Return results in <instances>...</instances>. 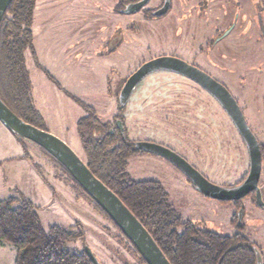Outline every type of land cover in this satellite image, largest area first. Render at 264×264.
Wrapping results in <instances>:
<instances>
[{
	"label": "rangeland",
	"instance_id": "rangeland-1",
	"mask_svg": "<svg viewBox=\"0 0 264 264\" xmlns=\"http://www.w3.org/2000/svg\"><path fill=\"white\" fill-rule=\"evenodd\" d=\"M152 4L157 1L128 12L127 0L36 1V59L26 51L25 60L42 127L84 158L76 135V122L86 114L80 101L94 108L99 125L122 119L130 140L172 148L212 184H239L249 170L246 146L219 103L191 78L158 69L136 84L124 107L118 95L144 62L181 58L226 86L264 148V0H170L163 18L146 14ZM117 37L121 49L110 54L108 45ZM125 170L135 181H158L182 219L223 235L242 233L264 256V208L255 203L254 192L238 203L206 197L171 163L149 152L137 151ZM258 185L264 200V156ZM17 191L35 204L44 225L80 222L83 240L103 263L137 264L115 238L111 222L51 155L0 122V199ZM15 256L13 245H0V264H13Z\"/></svg>",
	"mask_w": 264,
	"mask_h": 264
},
{
	"label": "trees",
	"instance_id": "trees-1",
	"mask_svg": "<svg viewBox=\"0 0 264 264\" xmlns=\"http://www.w3.org/2000/svg\"><path fill=\"white\" fill-rule=\"evenodd\" d=\"M36 1L11 0L0 22V98L21 119L44 129L43 120L32 102L25 60L26 51L36 59L32 33ZM78 103L86 112L76 123V135L84 155L82 159L143 224L171 264H258L256 246L242 233L223 235L184 220L175 212L158 181L131 179L125 168L128 158L138 149L126 135L122 136L115 121L99 125L95 110L80 101ZM16 139L26 150L22 139ZM260 149L262 159L264 148L260 145ZM53 159L85 192L97 211L111 222L116 230L115 238L132 253L137 264H147L93 197ZM34 166L40 175L39 166ZM15 194L0 199V245L11 244L16 248L13 264H105L94 252V257L89 256L87 249L91 248L83 240L80 222L44 225L35 204L21 192ZM78 240L83 241L82 247L73 248V243Z\"/></svg>",
	"mask_w": 264,
	"mask_h": 264
},
{
	"label": "water",
	"instance_id": "water-1",
	"mask_svg": "<svg viewBox=\"0 0 264 264\" xmlns=\"http://www.w3.org/2000/svg\"><path fill=\"white\" fill-rule=\"evenodd\" d=\"M11 0H0V22ZM146 0L130 4L126 11L138 10ZM229 30H226V34ZM156 69H170L196 81L218 101L236 126L249 155V170L245 179L234 186H216L209 182L200 172L177 153L170 149L147 142H140L137 146L166 156L172 163L182 169L196 184L200 192L217 200H239L250 192L255 194V203L264 208V200L259 188L261 174V149L258 139L251 130L236 99L229 90L210 74L175 56H158L141 64L123 83L118 95L120 107H124L134 86L145 74ZM0 122L11 132L28 139L49 155L55 158L69 172L71 177L101 206L114 223L124 232L137 248L147 264H171L162 250L156 244L148 230L128 209L122 200L105 183L95 176L84 160L76 154L70 146L58 136L24 121L17 116L0 98ZM122 136L124 129L121 120H116ZM241 211H239L240 218ZM258 264H262V254L254 248ZM90 257L92 251L87 249Z\"/></svg>",
	"mask_w": 264,
	"mask_h": 264
},
{
	"label": "flooded vegetation",
	"instance_id": "flooded-vegetation-1",
	"mask_svg": "<svg viewBox=\"0 0 264 264\" xmlns=\"http://www.w3.org/2000/svg\"><path fill=\"white\" fill-rule=\"evenodd\" d=\"M128 1V5H130V4H134V3H137V2H140V1H142V0H127ZM151 0H146V2L142 5V6H146L149 2H150ZM157 1V4L156 5H154V4H152L151 6H147V8H145V12H146V14L147 15H149L151 18H153V17H156V18H163L164 16H166V14L169 12V10H170V0H156ZM141 6V7H142ZM223 33V32H222ZM214 42H212V44H213ZM186 61V60H185ZM186 62H188V61H186ZM188 63H190V64H192V65H195L194 63H191V62H188ZM196 67H198V68H200L199 66H197V65H195ZM200 69H202V68H200ZM156 70H158V69H156ZM164 70H170V69H164ZM203 70V69H202ZM154 71V70H153ZM203 71H205V70H203ZM176 72V71H175ZM206 72V71H205ZM149 73V72H148ZM147 73V74H148ZM206 73H208V72H206ZM181 74V73H180ZM209 74V73H208ZM146 75V74H145ZM144 75V76H145ZM181 75H184V74H181ZM211 75V74H210ZM185 76V75H184ZM212 76V75H211ZM187 77V76H186ZM213 78H215L214 76H212ZM216 79V78H215ZM192 80V79H191ZM217 80V79H216ZM194 81V80H193ZM217 81H219V80H217ZM194 82H196V81H194ZM220 82V81H219ZM197 83V82H196ZM221 83V82H220ZM198 84V83H197ZM223 84V83H222ZM198 85H200V84H198ZM224 85V84H223ZM136 86V85H135ZM135 86H134V88H135ZM201 86V85H200ZM225 86V85H224ZM226 87V86H225ZM134 88H133V90H134ZM201 88L202 89H204L207 93H209V91L207 90V89H205L204 87H202L201 86ZM132 90V91H133ZM211 96H212V94L211 93H209ZM213 97V96H212ZM214 98V97H213ZM215 99V98H214ZM236 99V98H235ZM129 100V99H128ZM216 100V99H215ZM217 101V100H216ZM128 102V101H127ZM218 102V101H217ZM223 109V108H222ZM224 110V109H223ZM225 111V110H224ZM225 113H226V111H225ZM227 114V113H226ZM228 115V114H227ZM115 119H117V118H115ZM231 120V119H230ZM122 122H123V120H122ZM231 122H232V120H231ZM233 123V122H232ZM123 125V124H122ZM233 125H234V123H233ZM234 127H235V129L237 130V128H236V126L234 125ZM123 129H124V136L126 135V137H127V134H126V131H125V129L126 128H124V125H123ZM237 132H238V130H237ZM238 134H239V132H238ZM239 136H240V134H239ZM240 138L242 139V137L240 136ZM127 139H129L128 137H127ZM129 141L131 142V143H133V145L135 146V148L136 149H138V151L139 152H149V153H153V154H155V155H158V156H160V157H162V158H164L165 160H167L169 163H171L175 168H177L184 176H185V179L188 181V183H189V185L192 187V188H194L197 192H199L200 194H202V195H204V196H206V197H209V196H207V195H205L204 193H202V192H200V190L196 187V184L192 181V179H190L189 177H188V175L182 170V169H180L177 165H175L174 163H172L166 156H164V155H161V154H158V153H155V152H151V151H148V150H146V149H141V148H139L138 146H137V144L138 143H140V142H135V141H133V140H130L129 139ZM242 141H243V139H242ZM144 142H147V143H152V141H149V140H146V141H144ZM259 142V141H258ZM243 143H244V141H243ZM153 144H155V143H153ZM260 144V143H259ZM157 145H161V144H157ZM245 145V144H244ZM161 146H164V145H161ZM164 147H166V148H168V149H170L171 151H173V152H175V153H177L179 156H181L182 158H184L185 160H186V158L184 157V156H182L181 154H179L177 151H175V150H173L172 148H170V147H168V146H164ZM247 149V148H246ZM133 156V155H132ZM131 157V156H130ZM187 161V160H186ZM188 162V161H187ZM189 163V162H188ZM191 164V163H190ZM192 165V164H191ZM193 166V165H192ZM198 172H200L195 166H193ZM201 173V172H200ZM202 174V173H201ZM203 175V174H202ZM204 176V175H203ZM205 177V176H204ZM206 178V177H205ZM207 179V178H206ZM208 180V179H207ZM209 181V180H208ZM242 182V181H241ZM240 182V183H241ZM234 186V185H233ZM209 198H211V197H209ZM214 199V198H213Z\"/></svg>",
	"mask_w": 264,
	"mask_h": 264
},
{
	"label": "crops",
	"instance_id": "crops-1",
	"mask_svg": "<svg viewBox=\"0 0 264 264\" xmlns=\"http://www.w3.org/2000/svg\"><path fill=\"white\" fill-rule=\"evenodd\" d=\"M122 41H121V39H120V37H117L116 39H115V41H114V43H115V45H113V43H109V45H108V53H110V54H113V53H115V52H117V51H119L120 49H121V43ZM93 108V107H92ZM94 109V108H93ZM77 123V122H76ZM18 143H19V141L18 140H16ZM39 177V176H38ZM40 179V178H39ZM41 180V179H40ZM41 182H42V180H41ZM43 183V182H42ZM44 185V184H43ZM30 200V199H29Z\"/></svg>",
	"mask_w": 264,
	"mask_h": 264
}]
</instances>
